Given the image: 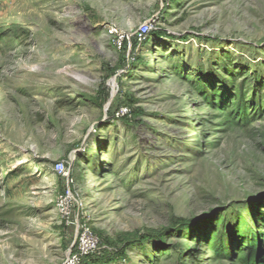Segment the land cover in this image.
<instances>
[{"label": "rangeland", "instance_id": "rangeland-1", "mask_svg": "<svg viewBox=\"0 0 264 264\" xmlns=\"http://www.w3.org/2000/svg\"><path fill=\"white\" fill-rule=\"evenodd\" d=\"M76 221L80 264H264V0H0V264Z\"/></svg>", "mask_w": 264, "mask_h": 264}, {"label": "built area", "instance_id": "built-area-1", "mask_svg": "<svg viewBox=\"0 0 264 264\" xmlns=\"http://www.w3.org/2000/svg\"><path fill=\"white\" fill-rule=\"evenodd\" d=\"M148 29V22L143 23L137 31L136 38L142 40L146 36ZM124 110L121 111L122 114L125 112ZM55 169L60 175L68 178V168L63 162H57L55 164ZM75 224V239L72 242V248L68 251L63 264H80L84 257L95 253L100 247L98 236L93 233L86 221H76Z\"/></svg>", "mask_w": 264, "mask_h": 264}, {"label": "trees", "instance_id": "trees-1", "mask_svg": "<svg viewBox=\"0 0 264 264\" xmlns=\"http://www.w3.org/2000/svg\"><path fill=\"white\" fill-rule=\"evenodd\" d=\"M133 41H134V43L136 42V39H135V37H133Z\"/></svg>", "mask_w": 264, "mask_h": 264}, {"label": "water", "instance_id": "water-1", "mask_svg": "<svg viewBox=\"0 0 264 264\" xmlns=\"http://www.w3.org/2000/svg\"><path fill=\"white\" fill-rule=\"evenodd\" d=\"M71 247H72V245H71ZM71 247H70V249H71ZM70 249H69V251H70Z\"/></svg>", "mask_w": 264, "mask_h": 264}]
</instances>
